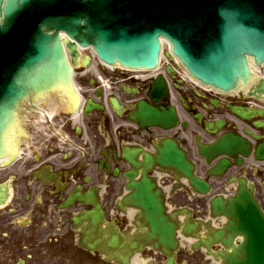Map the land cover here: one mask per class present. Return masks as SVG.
Segmentation results:
<instances>
[{
    "label": "flooded vegetation",
    "instance_id": "flooded-vegetation-1",
    "mask_svg": "<svg viewBox=\"0 0 264 264\" xmlns=\"http://www.w3.org/2000/svg\"><path fill=\"white\" fill-rule=\"evenodd\" d=\"M88 59L82 55L73 64L81 109L57 97L43 101L38 146L0 165V264H223L218 253L226 248L213 234L225 219L212 215L210 202L244 187L264 212V99L243 90H205L167 65L150 72L108 70ZM140 102L166 115L174 111L177 122L140 125L130 118ZM166 139L177 143L209 188L194 193L182 177L156 165L147 169L165 212L179 220L177 247L164 252L147 238L142 210L126 198L129 183L142 180L144 154L155 155ZM236 139L247 145L245 155L210 151L219 145L232 153ZM123 149L139 151V169ZM131 171L136 174L128 178ZM94 243L100 249L88 247ZM240 243L233 240L235 247Z\"/></svg>",
    "mask_w": 264,
    "mask_h": 264
},
{
    "label": "water",
    "instance_id": "water-1",
    "mask_svg": "<svg viewBox=\"0 0 264 264\" xmlns=\"http://www.w3.org/2000/svg\"><path fill=\"white\" fill-rule=\"evenodd\" d=\"M160 37L201 84L226 92L244 87L256 78L249 59L257 68L264 63V0H0V159L7 163L18 154L26 102L64 92L79 103L63 43L72 58L77 45H91L109 65L152 69L159 61ZM254 93L264 94V78ZM142 108L141 120L155 123L157 111ZM165 120L171 123L175 117L169 113ZM232 144L241 152L246 149L242 142ZM136 152L124 156L139 166L133 160ZM144 159L146 167L157 163L186 177L195 190L207 189L172 140ZM142 176L141 182L129 184V199L143 209L150 237L163 249L173 248L175 221L164 213L159 191L144 170ZM211 208L227 218L230 233L225 239L220 231L216 238L227 246L235 234L244 240L238 252L221 254L224 264H264V213L251 193L242 188L234 197L215 198Z\"/></svg>",
    "mask_w": 264,
    "mask_h": 264
},
{
    "label": "rangeland",
    "instance_id": "rangeland-1",
    "mask_svg": "<svg viewBox=\"0 0 264 264\" xmlns=\"http://www.w3.org/2000/svg\"><path fill=\"white\" fill-rule=\"evenodd\" d=\"M165 52H166V50H165Z\"/></svg>",
    "mask_w": 264,
    "mask_h": 264
}]
</instances>
